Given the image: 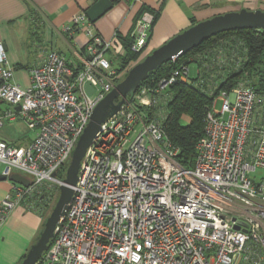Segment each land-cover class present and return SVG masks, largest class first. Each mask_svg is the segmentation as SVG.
<instances>
[{"label": "built area", "instance_id": "obj_1", "mask_svg": "<svg viewBox=\"0 0 264 264\" xmlns=\"http://www.w3.org/2000/svg\"><path fill=\"white\" fill-rule=\"evenodd\" d=\"M153 21L144 11L127 47L115 48L116 33L103 39L85 11L77 12L62 28L72 38L85 35L76 60L38 45L24 87L12 81L0 43V103L6 106L0 126L3 118L19 116L35 132L25 147L0 139V174L31 179L28 186L12 182L0 202V228L20 204L46 211L94 107L120 80L115 63L127 50H145ZM203 51L154 85L141 84L100 125L65 213L34 264H264V94L244 72L230 91L219 88L230 72L242 70L243 41L228 37ZM177 82L211 97L191 167L177 162L178 148L162 127ZM257 169L263 174L255 181Z\"/></svg>", "mask_w": 264, "mask_h": 264}, {"label": "crops", "instance_id": "obj_2", "mask_svg": "<svg viewBox=\"0 0 264 264\" xmlns=\"http://www.w3.org/2000/svg\"><path fill=\"white\" fill-rule=\"evenodd\" d=\"M96 0H0V43L5 47L10 65L12 81L27 86L28 68L35 61L39 51L56 49L69 60H76V50L85 41V35L78 32L73 38L62 31L72 16L87 9ZM112 6L94 23L93 29L103 38L114 39L115 48L126 47L136 18L142 9L158 10L152 24L146 54L163 44L174 34L190 25L216 14L248 10H264V0H111ZM35 37L34 52L30 55L26 41ZM42 42V43H41ZM24 44V50L22 48ZM195 66L191 71L194 75ZM6 106L0 103V115ZM19 126V127H16ZM33 128L26 126L19 116L14 121L2 119L0 139L16 147L27 146L33 137L27 133ZM12 181L0 179V202L11 190ZM39 204V202H38ZM47 209V208H46ZM39 210L28 209L24 204L14 208L0 228V264H18L42 228L44 216Z\"/></svg>", "mask_w": 264, "mask_h": 264}, {"label": "water", "instance_id": "obj_3", "mask_svg": "<svg viewBox=\"0 0 264 264\" xmlns=\"http://www.w3.org/2000/svg\"><path fill=\"white\" fill-rule=\"evenodd\" d=\"M111 6V0H96L85 9V14L89 21L94 23ZM239 29L264 30V10L241 8L237 11L216 14L210 18L198 21L174 34L126 71L110 92L94 107L65 165L62 184L57 188L55 201L43 221L42 228L18 264H34L43 251L46 250L53 237L55 225L58 219L64 215L71 199L72 187L76 183L80 163L86 149L99 130L100 125L120 108L128 95L136 90L150 73L157 70L164 63L182 56L217 33ZM87 89L91 93L92 88L87 86ZM7 178L13 183H18L22 186H28L31 183V179L28 176L16 171L11 172ZM0 179H6V177L0 174Z\"/></svg>", "mask_w": 264, "mask_h": 264}, {"label": "trees", "instance_id": "obj_4", "mask_svg": "<svg viewBox=\"0 0 264 264\" xmlns=\"http://www.w3.org/2000/svg\"><path fill=\"white\" fill-rule=\"evenodd\" d=\"M144 11L151 12L155 21L158 10L142 9L138 17ZM228 37L243 41L246 48V62L242 66V70L230 72L219 88L230 91L241 72H244L249 77L254 90L264 94V30L260 29H239L217 33L178 57L175 62L168 61L161 65L157 70L150 73L142 84L147 83L151 79L157 81L161 77L166 76L176 64L186 62L188 57L198 51L203 54L205 48L217 47L222 39ZM128 43L129 36L126 39V47ZM145 55V50L139 53L127 50L124 58L119 61L118 70L122 72L121 77L126 73L127 69L140 61ZM196 64L199 67V63L196 62ZM169 91L171 95L165 105L167 116L163 121L162 127L170 142L178 148L176 153L177 162L182 166L191 167L196 157V143L203 134V117L211 102V97L193 85L184 82L173 84ZM64 168L58 173L61 179L63 178ZM24 256L25 254L22 258Z\"/></svg>", "mask_w": 264, "mask_h": 264}, {"label": "rangeland", "instance_id": "obj_5", "mask_svg": "<svg viewBox=\"0 0 264 264\" xmlns=\"http://www.w3.org/2000/svg\"><path fill=\"white\" fill-rule=\"evenodd\" d=\"M36 42H39V41L35 40V37H30V39L26 41V47L28 48L27 50L31 52L30 55H32L33 52H34V50H35V48H34V44H37ZM23 47H24V44H22V48H23ZM23 50H24V48H23ZM37 51H39V48H37V50L34 52V54H35ZM34 54H33V55H34ZM109 54H111L112 57L114 56V55H113V54H114L113 51H111ZM192 65H193V64H190V67H191V68H192ZM115 67H116V68L119 67V62H116V63H115ZM127 70H128V69H127ZM192 73H193V72H192ZM123 76H124V75H123ZM123 76H122V77H123ZM122 77H121V78H122ZM161 78H162V77H161ZM161 78H160V79H161ZM158 80H159V79H158ZM158 80H157V81H158ZM157 81H155L154 79H151V80H149V81H148L147 83H145V84H147V85H154ZM220 103H221L220 100H218V101L216 102V108H217V109H219V107H220ZM16 127H19V126H16ZM34 133H35V132H33V131H29V132L27 133V136H28L29 138H31V137H33ZM262 174H263V171L260 170V169H257L255 172L251 173V176H254V180L257 181L256 179H258L259 176L261 177ZM56 193H57V190L55 191V195H56ZM55 197H56V196H54V198L52 197V200H50V201L48 202L47 209H46V214H45V216H44V219H45V217L48 215V213H49V211H50V209H51V207H52V205H53V203H54V201H55Z\"/></svg>", "mask_w": 264, "mask_h": 264}]
</instances>
